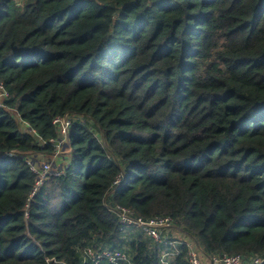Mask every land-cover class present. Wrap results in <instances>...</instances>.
<instances>
[{"label": "trees", "instance_id": "1", "mask_svg": "<svg viewBox=\"0 0 264 264\" xmlns=\"http://www.w3.org/2000/svg\"><path fill=\"white\" fill-rule=\"evenodd\" d=\"M0 83V264H161L116 205L264 260V0H0ZM66 115L63 174L31 198Z\"/></svg>", "mask_w": 264, "mask_h": 264}, {"label": "built area", "instance_id": "2", "mask_svg": "<svg viewBox=\"0 0 264 264\" xmlns=\"http://www.w3.org/2000/svg\"><path fill=\"white\" fill-rule=\"evenodd\" d=\"M15 1L20 2L21 0ZM8 97V91L0 83V108L5 106L4 101ZM53 124L57 128L58 138L52 140L55 151L50 155L53 157L51 160L58 158L62 154L63 148L66 146L69 148V131L72 127L73 119L68 115L56 117ZM9 155L12 156L13 154L11 153ZM56 162V160L46 161L41 164L39 160L37 164H35L36 162H30L31 170L38 176L36 187L31 194V198L50 177L63 174L60 166L58 168L54 167V163L57 164ZM27 212H29L28 209ZM111 212L116 216L122 233L136 228L166 247L161 253V264H170L169 261L178 252L177 246L179 245H186L189 248V264H264V260L261 259H254L252 262H247L240 255H223L208 258L196 242L185 236L175 227V221L172 217H155L150 220H144L136 217L131 209L121 205L112 207ZM82 255L87 264H120L121 262H130L129 255L121 250L104 249L96 252L92 248H86L82 252Z\"/></svg>", "mask_w": 264, "mask_h": 264}, {"label": "rangeland", "instance_id": "3", "mask_svg": "<svg viewBox=\"0 0 264 264\" xmlns=\"http://www.w3.org/2000/svg\"><path fill=\"white\" fill-rule=\"evenodd\" d=\"M70 149L69 148H67V146L65 147V148H63V150H62V154L58 157V158H54L53 160H51L53 157L52 156H50V155H41L37 160H39V163L41 164V163H43V162H46V161H57L56 163L57 164H55L54 163V167L55 168H58L59 166H62L65 162H64V158L66 157V156H68V153H67V151H69Z\"/></svg>", "mask_w": 264, "mask_h": 264}]
</instances>
